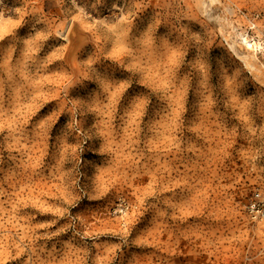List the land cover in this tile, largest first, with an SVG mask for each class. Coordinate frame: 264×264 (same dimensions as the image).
<instances>
[{
  "label": "rangeland",
  "instance_id": "rangeland-1",
  "mask_svg": "<svg viewBox=\"0 0 264 264\" xmlns=\"http://www.w3.org/2000/svg\"><path fill=\"white\" fill-rule=\"evenodd\" d=\"M255 190L264 0H0V264H264Z\"/></svg>",
  "mask_w": 264,
  "mask_h": 264
},
{
  "label": "built area",
  "instance_id": "built-area-1",
  "mask_svg": "<svg viewBox=\"0 0 264 264\" xmlns=\"http://www.w3.org/2000/svg\"><path fill=\"white\" fill-rule=\"evenodd\" d=\"M245 208L246 214L252 222L264 220V195L255 190Z\"/></svg>",
  "mask_w": 264,
  "mask_h": 264
},
{
  "label": "bare ground",
  "instance_id": "bare-ground-1",
  "mask_svg": "<svg viewBox=\"0 0 264 264\" xmlns=\"http://www.w3.org/2000/svg\"><path fill=\"white\" fill-rule=\"evenodd\" d=\"M246 40H247V39H245V44H246L247 46H249V42H247ZM243 59L245 60V62H246V60H248L246 57H244ZM248 61H250V60H248ZM249 63H250V62H249ZM246 64H248V63L246 62Z\"/></svg>",
  "mask_w": 264,
  "mask_h": 264
}]
</instances>
